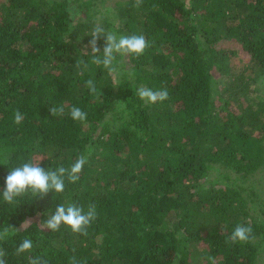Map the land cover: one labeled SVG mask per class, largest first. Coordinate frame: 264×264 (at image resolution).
<instances>
[{
  "label": "trees",
  "instance_id": "obj_1",
  "mask_svg": "<svg viewBox=\"0 0 264 264\" xmlns=\"http://www.w3.org/2000/svg\"><path fill=\"white\" fill-rule=\"evenodd\" d=\"M98 25L149 46L116 54L110 74L86 47ZM263 81L264 0H0L6 264H264ZM141 86L168 98L145 103ZM80 155V179L62 192L3 199L10 170L70 168ZM73 203L96 206L87 235L45 228ZM239 224L252 238L232 243ZM24 239L32 249L17 255Z\"/></svg>",
  "mask_w": 264,
  "mask_h": 264
},
{
  "label": "clouds",
  "instance_id": "obj_2",
  "mask_svg": "<svg viewBox=\"0 0 264 264\" xmlns=\"http://www.w3.org/2000/svg\"><path fill=\"white\" fill-rule=\"evenodd\" d=\"M137 6L142 3V0H135ZM92 39L89 41L88 46L93 54L92 62L97 65H103L108 69L111 74L115 69L113 67V61L115 55L120 54L126 56L128 54H135L140 56L144 53L145 49L149 46L146 38L143 35H121L117 36L112 32L105 33L104 29L99 25L96 26L92 33ZM104 38L103 58L97 56V53L101 52L98 46V41ZM87 85L92 93L96 92L95 84L92 80L87 81ZM135 95L138 96L145 103H156L158 101L163 102L168 98V91L153 90L148 87H139ZM53 116L57 114H63L64 107H52L49 109ZM70 115L74 120L83 121L87 117V113L82 111L79 107L73 106L70 110ZM22 114L19 110L15 113V123L22 122ZM91 148L89 149V153ZM88 162L85 155H80L73 162L70 168L63 166L58 167L55 170H45L40 167L39 164L24 163L20 167H16L9 171L5 177V187L3 189V199L6 202L11 203L16 196H19L28 190H31L33 194H41L46 196L50 191L62 192L64 190V179L67 177L69 182L75 183L80 179L84 165ZM97 217V211L95 204L88 207L87 211L83 207L76 204L59 205L57 206L54 214H51L47 220L43 222L46 229L59 230L61 224L70 226L73 232L87 235V228L91 222ZM25 223V222H24ZM23 223V224H24ZM21 225V227L23 226ZM7 234V229L0 233V239ZM252 228L249 225L239 224L231 233L229 240L232 243L237 241L247 242L252 238ZM32 249V242L30 239H24L16 248V254L19 255ZM6 253L0 250V264H6L4 259ZM71 264H77L76 258H70ZM29 264H47V261H42L41 258H29ZM212 264H215L213 259Z\"/></svg>",
  "mask_w": 264,
  "mask_h": 264
},
{
  "label": "rangeland",
  "instance_id": "obj_3",
  "mask_svg": "<svg viewBox=\"0 0 264 264\" xmlns=\"http://www.w3.org/2000/svg\"><path fill=\"white\" fill-rule=\"evenodd\" d=\"M262 83H263V85H264V81H263Z\"/></svg>",
  "mask_w": 264,
  "mask_h": 264
}]
</instances>
